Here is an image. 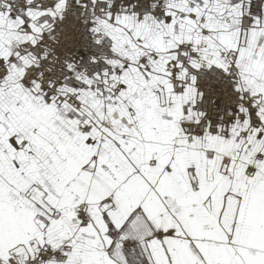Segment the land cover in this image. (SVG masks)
Here are the masks:
<instances>
[{
	"label": "snow or ice",
	"instance_id": "6c2138e0",
	"mask_svg": "<svg viewBox=\"0 0 264 264\" xmlns=\"http://www.w3.org/2000/svg\"><path fill=\"white\" fill-rule=\"evenodd\" d=\"M0 264H264V0H0Z\"/></svg>",
	"mask_w": 264,
	"mask_h": 264
}]
</instances>
